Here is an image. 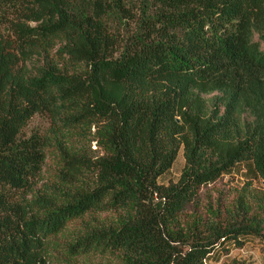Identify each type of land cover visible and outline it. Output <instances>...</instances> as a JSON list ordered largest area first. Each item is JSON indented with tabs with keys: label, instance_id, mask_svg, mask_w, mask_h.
<instances>
[{
	"label": "trees",
	"instance_id": "16d2710c",
	"mask_svg": "<svg viewBox=\"0 0 264 264\" xmlns=\"http://www.w3.org/2000/svg\"><path fill=\"white\" fill-rule=\"evenodd\" d=\"M250 238L264 256V0H0V264H206Z\"/></svg>",
	"mask_w": 264,
	"mask_h": 264
},
{
	"label": "rangeland",
	"instance_id": "374dc122",
	"mask_svg": "<svg viewBox=\"0 0 264 264\" xmlns=\"http://www.w3.org/2000/svg\"><path fill=\"white\" fill-rule=\"evenodd\" d=\"M50 124L49 122L41 117H35L29 126L26 128L25 133L26 135H31L33 132H39L41 134H44L47 132ZM92 151H96L95 145L92 146ZM89 154H92L89 152ZM54 157L53 152H49L47 155V160L45 164V171L50 170L53 172V169L56 167L53 160L50 158ZM185 166V160L183 157V151H181L178 155V158L176 162L174 163L173 168L168 171L165 175H163L159 183L161 185H169L171 183H176L181 177L182 171ZM49 172H45L44 180L40 183V186L44 185L48 182L50 179ZM250 178H253L251 176H246V168L242 171H234V173L227 178L224 179V183H232L234 185L240 186L243 183H245ZM256 185H259V182L254 181ZM39 186V187H40ZM227 252L229 255H227ZM231 259H238L245 264H264V256L262 254V244L260 241L250 238L246 239V243L243 247V249H239L234 244H226L224 247L220 250H217L215 252V255H213L209 259V264H224L226 261H229Z\"/></svg>",
	"mask_w": 264,
	"mask_h": 264
},
{
	"label": "built area",
	"instance_id": "2783aa9c",
	"mask_svg": "<svg viewBox=\"0 0 264 264\" xmlns=\"http://www.w3.org/2000/svg\"><path fill=\"white\" fill-rule=\"evenodd\" d=\"M208 262H209V260L206 262V264H209Z\"/></svg>",
	"mask_w": 264,
	"mask_h": 264
}]
</instances>
